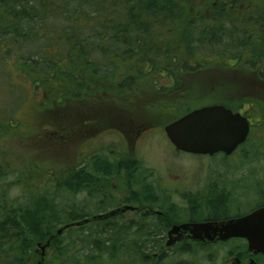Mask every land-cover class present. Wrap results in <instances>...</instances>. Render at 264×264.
Returning <instances> with one entry per match:
<instances>
[{
	"label": "trees",
	"instance_id": "obj_1",
	"mask_svg": "<svg viewBox=\"0 0 264 264\" xmlns=\"http://www.w3.org/2000/svg\"><path fill=\"white\" fill-rule=\"evenodd\" d=\"M194 1L0 0V45L11 54L18 43L32 42L39 47L43 41L35 51L20 53L18 60L30 69L22 71L32 72L36 89L41 90L40 83H61L62 98H55L56 88H52L48 107L42 109L47 115L54 108H63L55 114L69 112L68 100L63 103L62 99L71 94L80 98L84 95V101L99 95L108 97L99 102L104 105L117 96L125 98L124 104L142 106L139 96L143 83L153 90L159 89L160 80L185 83V77L203 68L205 52L207 56L226 53L240 61L232 68H246L249 57V69L254 73L255 67L259 69L256 78L264 80V15L253 12L238 20L233 13L245 0H205L198 9ZM239 23H247V27ZM53 47L57 55L50 53ZM58 70L62 76H57ZM91 103L98 104L92 100ZM165 104L163 108L168 110L174 107ZM175 109L179 115L187 111L183 106ZM76 111L82 109L78 107ZM40 119L43 125L39 129L43 130L48 125L43 120L48 118ZM7 122L0 120V131L18 127L14 120ZM3 154L0 150V157ZM7 169L0 159V264H31L37 259L35 249L39 244L50 241L51 247L60 249L57 226L85 219L84 214L59 203L66 194L77 196L84 192V169H53L59 178L40 189L34 186L23 203L19 197H11L1 184L8 176ZM33 169L22 177L32 180ZM51 171L40 170V181ZM101 243H94L93 260L75 263L61 251L57 264H102L103 255L114 257L122 251L108 242Z\"/></svg>",
	"mask_w": 264,
	"mask_h": 264
},
{
	"label": "flooded vegetation",
	"instance_id": "obj_2",
	"mask_svg": "<svg viewBox=\"0 0 264 264\" xmlns=\"http://www.w3.org/2000/svg\"><path fill=\"white\" fill-rule=\"evenodd\" d=\"M248 59L246 70L252 72ZM254 70L255 78L251 82L264 83L256 78L259 69ZM216 105L248 118L251 126L248 140L254 121L262 123L254 119L255 112H248L251 105L246 111V102L240 108L215 103L198 109ZM174 110L169 112L162 106L156 112L145 109L144 112H84V197L87 201L97 200L98 205L96 215L90 213L89 206H84L87 215L84 220L103 216L92 223L104 236L109 234L108 244L122 249L114 257L103 256L101 263L113 258L114 264H216V248L239 243L238 248L227 252L223 264H261L264 255L252 254L244 239L208 242L196 238L189 230L177 231L183 226L240 219L264 208V181L253 186L260 202L250 211L246 204L248 185L254 182L246 177V172L249 173L243 150L246 142L231 155L211 156L221 157L218 161L182 159L184 154H193L179 151L166 134V128L197 109H187L179 116ZM37 125L43 123L39 121ZM155 138L157 144L153 143ZM94 140L99 156L86 159L90 155L88 145ZM155 147H164L169 157L149 164L142 151ZM248 209L250 212L246 214Z\"/></svg>",
	"mask_w": 264,
	"mask_h": 264
},
{
	"label": "rangeland",
	"instance_id": "obj_3",
	"mask_svg": "<svg viewBox=\"0 0 264 264\" xmlns=\"http://www.w3.org/2000/svg\"><path fill=\"white\" fill-rule=\"evenodd\" d=\"M194 4L195 8H201L205 4V0H195ZM253 12L254 14L261 13L264 15V0H245L241 7L235 9L233 14L239 20V18L244 19L245 15L247 18ZM209 25H212V21L209 22ZM239 25H246L247 27V23H239ZM160 37L161 34L158 35V38ZM25 43L23 45L18 43L16 51L11 54H7L3 45H0V120L6 123L9 120H14L18 123V127L9 126L8 131H0V150L5 153L0 159L9 171L7 178L1 184L9 190L11 197H19L23 203L29 197L34 186L37 185L40 189L45 184H51L54 178H59L56 176L57 171L54 172L53 169H61V171L84 169V112H144V109L156 112L158 108L160 110L161 106H165V103L167 105H174L173 111H175V107L183 106L185 109H198L215 103H223L234 108H240L246 102V111L251 105L252 107L250 106L251 108L248 112H255L253 115L254 119L262 121L260 124L254 121L255 125L250 139L243 148L247 162L246 170L249 172L248 175L246 172V177L250 179L251 183L254 182L248 185L250 190L247 193L246 204L249 205L250 211L255 209L256 205L259 204V194L255 188L253 190V186L257 184L262 185V181H264V83L251 82L255 78V73H251L244 67H230L240 61L235 60L226 53L207 56L208 54L205 52L206 63H203V68L195 72L194 75L185 77V83H167V81L160 80L161 83H158V90H153L152 86L148 85V83H143V89L139 96V100L143 103L142 106L133 105L132 103H129V105L124 104L122 101L125 98L120 99L119 97L110 98L106 105H104L105 103L99 104V102L108 100V97L99 95L84 101V95L80 98V96L71 94L62 99L63 103L68 100L67 107L69 108L67 111L69 112L55 114L63 108H54V112L50 110L52 113L47 115L46 113H42V109L48 107L52 88H56L54 96L57 99L62 98L60 90L63 88L60 86L61 83H56L59 80H56L55 83H40L41 90L40 88L36 89L35 83L31 81V77L33 78L32 72L27 74V72L22 71H30V69L26 65H23L18 60V57L21 55L20 53L35 51L36 48L41 47L43 41L39 42V47L32 42ZM19 49L21 51H18ZM50 53L56 54L55 47L51 48ZM138 58V56L135 58L137 64L139 62ZM243 64L241 62V65ZM124 70H126L125 67L121 71L124 72ZM60 71L56 72L57 76H62ZM68 87L71 88L70 86ZM133 96H131L132 100L134 99ZM91 100L96 101L99 105L91 103ZM158 103L161 106L152 109L154 106H158ZM78 107L82 111H76ZM169 112H171V109ZM176 114L179 116L178 112ZM37 117L48 118L43 120V122L46 121L48 123L43 130L39 129L40 127L37 125L39 121L41 122V119H36ZM58 118L59 121H57ZM67 118L70 119L68 122ZM72 128L74 129L73 131L70 130ZM65 136H67L66 139H64ZM157 139L155 138L153 143L157 144ZM108 140L110 143L112 142L111 139ZM96 147L95 140L88 145V153L90 155L86 159H97L99 155L95 151ZM142 156L145 157L149 164L150 162L167 160L169 157L164 147L144 150L142 151ZM182 159L204 161L216 159L218 161L221 157L184 154ZM31 167H34L33 179L27 180L22 176H27L25 172H28V169ZM46 169H52L44 179V181L47 180V183L40 181L39 178V175H41L40 170ZM22 172L25 174L21 175ZM258 191L261 194V189ZM59 203L68 210H75L84 214V217L87 216L84 206H89L91 209L90 213H95L96 215L98 212L97 200L90 199L87 201V198L84 197V192H81L77 196L66 194L60 198ZM250 211L248 209L246 214ZM65 225H59L57 229L60 230ZM58 239L59 250L51 247V245L45 251L38 247L35 249L37 259L31 264H57L58 260L62 257L60 255L61 251L69 254L70 259L75 263L93 260V255L96 253L94 243L100 240L102 241L100 245H104L109 241V234L107 233V236H104L95 224L89 223L82 228L66 230ZM238 246H240L239 243H232L229 246L216 248L214 252L216 264H223L227 252L236 247L238 248ZM154 250L156 249H153V252ZM103 256L108 257L106 255ZM105 264H114L113 258L105 262ZM261 264H264V258Z\"/></svg>",
	"mask_w": 264,
	"mask_h": 264
},
{
	"label": "water",
	"instance_id": "obj_4",
	"mask_svg": "<svg viewBox=\"0 0 264 264\" xmlns=\"http://www.w3.org/2000/svg\"><path fill=\"white\" fill-rule=\"evenodd\" d=\"M250 127L248 118L234 114L224 106L216 105L188 113L170 124L166 128V134L179 151L187 154L231 155L248 140ZM101 219L103 216H95L66 225L58 230L57 234L61 235L71 228H79ZM180 230H189L196 238L208 242L244 239L248 242V250L252 254L264 255V208L240 219L177 228V231ZM50 245L49 241L46 245L39 244V248L45 251Z\"/></svg>",
	"mask_w": 264,
	"mask_h": 264
}]
</instances>
